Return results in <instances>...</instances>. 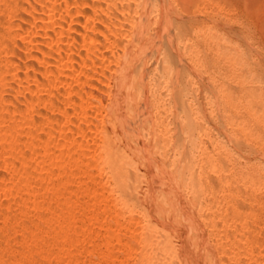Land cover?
<instances>
[{"label":"bare ground","instance_id":"obj_1","mask_svg":"<svg viewBox=\"0 0 264 264\" xmlns=\"http://www.w3.org/2000/svg\"><path fill=\"white\" fill-rule=\"evenodd\" d=\"M11 1L6 11V17L12 19L9 44L0 43V52L8 55L1 69L6 75L0 80V103L6 105L0 106V113L19 110L16 102L31 112L30 97L35 94L52 98L41 102L35 97L48 109L49 116L40 114L42 125L47 123L48 138H32L34 143L27 150L41 162L54 153L53 168H79V158L90 159L87 168L107 183L105 197L111 208L102 215L117 220L122 213H133L125 226L115 231L136 240L127 245L126 255L138 264H264V259L253 258L250 250L226 249L223 242L213 239L198 212L204 187L196 166L188 150L171 153L175 143L192 142L188 137L194 129L192 123L187 119L183 125L180 119L182 96L191 87V80L210 85L188 38L195 29L192 26L199 23L190 10L202 0ZM240 1L246 4L248 0ZM220 21L216 23L219 29L230 30L224 19ZM209 32L204 36L210 37L213 31ZM229 47L228 52L232 50ZM58 89L59 94L54 92ZM51 91L58 95L51 97ZM166 116L173 121L175 140L163 138ZM12 126L5 130H16ZM17 143H0V157ZM67 146L72 147L70 152ZM12 153L4 154L6 160L17 159L22 173L27 161ZM206 163L215 170L210 161ZM24 178L18 175L17 187L26 183ZM54 191L56 196L63 194L61 185ZM53 226L55 237L62 240L66 226ZM68 228H73L70 223ZM115 232L107 237L118 241Z\"/></svg>","mask_w":264,"mask_h":264},{"label":"rangeland","instance_id":"obj_2","mask_svg":"<svg viewBox=\"0 0 264 264\" xmlns=\"http://www.w3.org/2000/svg\"><path fill=\"white\" fill-rule=\"evenodd\" d=\"M212 1H217L220 5ZM0 4V43L5 45L9 44L7 36H11L9 24L12 19L6 17V11L12 6V1L0 0ZM190 14L198 16L200 26L197 23L192 26L195 27L193 31L196 34L192 31L191 36L189 35L191 38H188L191 39L190 45L198 52L196 58L201 63H198L200 71L210 85L201 86L195 79L191 80V87L182 96L184 108L180 119L183 125L187 119L192 123L193 132L188 134L192 142L187 144L183 141L181 145L175 143L171 153H183V148L188 150L196 166L204 187L198 212L213 239L223 242L226 249L245 248L246 251L250 250L253 258L260 257L263 260L264 0H248L246 4L240 0H202L190 10ZM223 19L231 27L230 30L222 31L218 28L216 23ZM209 28L213 31L212 39L211 36H204L210 31ZM228 45L236 54L230 49V54L226 51ZM221 47L222 50L225 49L224 52ZM231 52L234 55L232 57ZM7 59L8 55L1 51L0 80L6 75L2 66ZM25 60L24 58L22 61ZM58 91L61 90L54 92L59 94ZM41 94L30 97L34 103L29 104L31 110L33 108L31 112H26L23 103L16 102L19 110L0 113V143L6 145L11 140L17 141L16 148L12 146L6 152H13L16 156L23 155L27 161L20 173L17 159L7 162V155H4L6 152L0 157V168L4 167L0 169V264H138L125 253L127 245L135 244L136 240L123 232H115L125 226L133 213H122L117 220L103 216V211L111 208L108 207L110 201L105 197L107 183L104 177L96 173L94 175V170L87 168L90 159L79 158V168L68 170L65 165L53 168L50 162L55 158L54 153L50 152L47 156L49 159L41 162L38 155H30V150H27L39 136L44 141L45 137L48 138V127L45 128L44 125L47 123L42 125L44 119L40 116L47 115L48 109L37 101L39 99L42 102L50 97L45 93ZM52 94L53 91L51 97H54L55 94ZM33 100H36V104ZM2 103L0 106L6 105L5 102ZM37 121L45 129L38 123L34 124ZM18 123L22 124L19 126ZM12 124L16 126V130ZM7 126L14 129L6 131ZM172 126V119L166 116L163 121V138L166 141L175 140ZM182 136L185 137L184 134ZM29 139L32 143H29ZM24 144L30 145L25 147ZM67 147L70 152L72 147ZM41 148L38 147L37 150L41 152ZM56 149L55 152L58 151ZM63 151L68 153L64 149ZM65 159L68 163L67 155ZM207 161L215 165L214 171L208 167ZM26 171H29L28 176L25 175ZM17 173L26 178L24 186L17 187ZM67 183L69 185L65 186ZM60 185L63 194L56 196L58 194L54 190ZM54 223L66 226L62 240L57 239L54 235L56 233H53ZM69 223L74 229H67ZM113 231L118 241L107 237ZM243 258L246 259L247 256L244 255Z\"/></svg>","mask_w":264,"mask_h":264}]
</instances>
